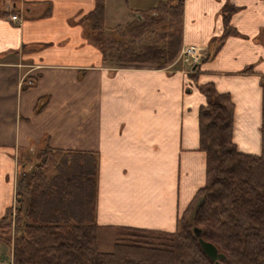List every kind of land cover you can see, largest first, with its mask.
<instances>
[{"label": "crops", "instance_id": "crops-1", "mask_svg": "<svg viewBox=\"0 0 264 264\" xmlns=\"http://www.w3.org/2000/svg\"><path fill=\"white\" fill-rule=\"evenodd\" d=\"M176 1L104 0V30L135 20L130 12ZM183 2L181 50L210 57L196 70L179 57L164 69L103 62L84 20L95 0H0V218L15 205L20 153L49 145L97 157L100 234L119 227L174 232L205 184L203 85L229 96L236 149L260 154L264 0ZM226 7L235 9L229 25L236 34L220 43ZM11 259L0 244V264Z\"/></svg>", "mask_w": 264, "mask_h": 264}, {"label": "trees", "instance_id": "trees-1", "mask_svg": "<svg viewBox=\"0 0 264 264\" xmlns=\"http://www.w3.org/2000/svg\"><path fill=\"white\" fill-rule=\"evenodd\" d=\"M183 4V0L159 2L106 34L104 0H95L94 10L84 20L103 62L109 53L118 66L164 69L181 52ZM234 11L232 7L223 11L220 43L236 34L229 25ZM166 22L170 30L135 49L137 41ZM208 60L207 56L202 62ZM243 73L252 74V68ZM260 86V154L240 153L233 144L234 106L229 96L218 94L211 85L199 86L206 99L198 112L204 186L181 214L174 232L115 228L107 253L99 251L101 228L96 223L97 157L46 145L26 183L18 177L15 206L0 218V244L11 250V264H217L202 251L201 242L213 245L224 257L218 264H264V77Z\"/></svg>", "mask_w": 264, "mask_h": 264}, {"label": "rangeland", "instance_id": "rangeland-1", "mask_svg": "<svg viewBox=\"0 0 264 264\" xmlns=\"http://www.w3.org/2000/svg\"><path fill=\"white\" fill-rule=\"evenodd\" d=\"M7 3H8V5L12 4L11 2H7ZM151 5H153V4H151ZM129 14L131 16V20L136 19L137 15H138L137 12H130ZM115 23H118V24H111L109 22V24H108L109 26L105 28V30L107 31L106 32L107 34H108V30L109 29L117 28L118 25H120L119 27H121V26L124 25L125 22L118 21V22H115ZM170 29H171L170 28V24L168 22H166L165 24H161V25L156 26V28H154L153 32L145 35L141 40L137 41V43L135 45V49L139 50V48L142 45H145V44L153 42L155 40V34H161L163 32H167ZM113 37H116L115 36V32L113 34ZM121 45H123V44H121ZM106 62H107L108 65H115V63H116V62H113L111 60V57H110L109 53L106 54ZM40 150H41L40 147H36V148L33 149L34 153H30V154L23 153V152L20 153V155L23 158L25 157L24 158L25 160H24V162H22L24 164H23L22 168L20 169L21 170V175H20L21 178L19 179V181L22 180L24 183H26L28 176L33 171L32 169L34 168L35 165H37V162H38V158H37L38 155L37 154L39 153ZM11 217H12V215H11ZM193 232H194L195 235H198V232L196 230H193ZM113 241H114L113 232H110V231H107V230L102 232L100 234V240H99V251L102 252V253L109 252L111 250V248H112Z\"/></svg>", "mask_w": 264, "mask_h": 264}, {"label": "built area", "instance_id": "built-area-1", "mask_svg": "<svg viewBox=\"0 0 264 264\" xmlns=\"http://www.w3.org/2000/svg\"><path fill=\"white\" fill-rule=\"evenodd\" d=\"M10 20L15 21L17 20V17L11 16ZM203 57L202 50L194 47H187L181 50L179 59L184 66L190 68L194 65H198L204 59ZM30 84L31 83L28 82V85Z\"/></svg>", "mask_w": 264, "mask_h": 264}, {"label": "water", "instance_id": "water-1", "mask_svg": "<svg viewBox=\"0 0 264 264\" xmlns=\"http://www.w3.org/2000/svg\"><path fill=\"white\" fill-rule=\"evenodd\" d=\"M192 70H196V66H194ZM200 246L202 251L209 257L212 262L218 264L220 260L224 259L222 255L218 254L216 248L213 245L201 242Z\"/></svg>", "mask_w": 264, "mask_h": 264}]
</instances>
